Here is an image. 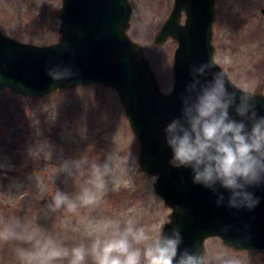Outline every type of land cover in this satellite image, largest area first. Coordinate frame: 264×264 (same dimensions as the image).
Returning <instances> with one entry per match:
<instances>
[{
    "label": "rangeland",
    "instance_id": "rangeland-1",
    "mask_svg": "<svg viewBox=\"0 0 264 264\" xmlns=\"http://www.w3.org/2000/svg\"><path fill=\"white\" fill-rule=\"evenodd\" d=\"M174 1L130 0L128 33L143 46L165 92L174 85L177 43L169 38L157 45L154 39ZM218 2L216 60L237 84L245 82L264 93V18L259 8L264 0ZM61 5L62 0H0V28L24 42L51 44L60 37ZM109 154L120 187L113 190L109 184L91 215L133 218L149 231L161 220L165 225L172 209L155 190L157 177L140 167V141L115 88L97 82L40 98L0 89V217L20 218L69 248L87 245L83 218L88 213H51L47 206L56 190L78 194L89 178L87 165L69 176L60 171L64 163H103ZM206 248L210 262L226 252L240 264H264V250L233 248L219 237L208 238ZM0 264H18L12 244H0Z\"/></svg>",
    "mask_w": 264,
    "mask_h": 264
},
{
    "label": "water",
    "instance_id": "water-1",
    "mask_svg": "<svg viewBox=\"0 0 264 264\" xmlns=\"http://www.w3.org/2000/svg\"><path fill=\"white\" fill-rule=\"evenodd\" d=\"M131 14L129 0H63L61 35L48 45L23 42L0 28V88L32 98L95 82L115 88L140 141L141 169L157 177L155 190L173 209L164 231L173 227L182 231L180 250L199 246L206 253V240L212 237L233 248L264 250V188L252 189L261 202L251 212L226 204L217 207L211 191L192 183L190 169L171 166L172 154L164 142V127L180 115V94L191 81L192 67L216 61L215 0H175L155 37L158 45L169 37L178 42L174 88L169 93L161 90L143 46L128 34ZM55 65H70L75 75L54 82L48 70ZM214 71H224L229 78L218 62ZM233 90L229 82V91ZM255 94L259 114L264 115V93ZM226 225L231 226L228 232L221 230Z\"/></svg>",
    "mask_w": 264,
    "mask_h": 264
},
{
    "label": "clouds",
    "instance_id": "clouds-1",
    "mask_svg": "<svg viewBox=\"0 0 264 264\" xmlns=\"http://www.w3.org/2000/svg\"><path fill=\"white\" fill-rule=\"evenodd\" d=\"M216 66L211 59L191 69V81L180 94V115L163 129L172 154L169 163L190 169L192 183L211 191L217 207L226 204L229 209L251 212L261 202L252 189L264 188V115L259 114L257 95L248 84L232 82L224 71H214ZM48 75L59 82L75 71L70 65H55ZM85 165L90 175L81 191L69 195L56 190L47 207L51 213H88L83 219L90 243L69 248L20 218L0 217V244L13 245L18 264H240L226 252L215 254L210 262L199 246L181 251V229L173 227L166 233L163 220L149 231L133 218L91 215L109 184L113 190L120 184L111 154L103 163L66 162L60 171L73 176Z\"/></svg>",
    "mask_w": 264,
    "mask_h": 264
},
{
    "label": "flooded vegetation",
    "instance_id": "flooded-vegetation-1",
    "mask_svg": "<svg viewBox=\"0 0 264 264\" xmlns=\"http://www.w3.org/2000/svg\"><path fill=\"white\" fill-rule=\"evenodd\" d=\"M218 5H219V2H218V0H215V6H216V21H217V17H218V13H217V9H218ZM264 7V5L263 6H259V8L260 9H262ZM216 21H215V24H216ZM214 28H216L215 26H214ZM216 33V30L214 29V34ZM222 68L225 70V68L222 66ZM226 72H227V74H228V76H229V78L234 82V83H236L234 80H233V78L231 77V75L229 74V72L227 71V70H225ZM237 84V83H236ZM254 92H261L262 90L260 89V90H253Z\"/></svg>",
    "mask_w": 264,
    "mask_h": 264
},
{
    "label": "trees",
    "instance_id": "trees-1",
    "mask_svg": "<svg viewBox=\"0 0 264 264\" xmlns=\"http://www.w3.org/2000/svg\"><path fill=\"white\" fill-rule=\"evenodd\" d=\"M30 161V160H29Z\"/></svg>",
    "mask_w": 264,
    "mask_h": 264
}]
</instances>
